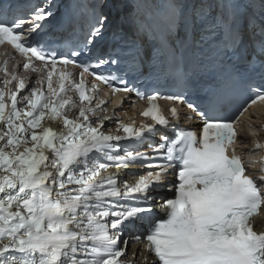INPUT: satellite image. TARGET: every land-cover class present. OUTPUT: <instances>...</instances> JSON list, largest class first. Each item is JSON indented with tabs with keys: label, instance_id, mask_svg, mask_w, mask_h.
<instances>
[{
	"label": "snow or ice",
	"instance_id": "snow-or-ice-1",
	"mask_svg": "<svg viewBox=\"0 0 264 264\" xmlns=\"http://www.w3.org/2000/svg\"><path fill=\"white\" fill-rule=\"evenodd\" d=\"M46 2L27 17L0 12V45L36 74L29 88L30 77L10 71L9 59L0 63V264H136L141 257L142 264H264V230H254L264 217V157L254 175L233 147L241 117L264 106V84L248 85L250 98L233 117H217L219 93L203 105L183 95L145 97L103 70L125 57L142 67L166 64L185 81L238 84L257 69L264 79V0H165L134 23L126 22L128 0H103L99 11L93 7L83 47L59 56L36 40L53 16ZM113 7L125 18L111 33L113 51L78 62L103 39ZM117 80L124 86H114ZM101 85L113 96L146 99L145 121L116 119V132H105L113 116L109 101L98 99ZM161 99L186 104L199 131L171 123ZM168 111L179 120L177 107ZM246 131L258 136L251 124ZM252 145L249 154L264 153V142ZM173 173V197L157 204L155 194ZM157 207L165 218L154 219ZM135 244L142 249L128 256Z\"/></svg>",
	"mask_w": 264,
	"mask_h": 264
},
{
	"label": "bare ground",
	"instance_id": "bare-ground-1",
	"mask_svg": "<svg viewBox=\"0 0 264 264\" xmlns=\"http://www.w3.org/2000/svg\"><path fill=\"white\" fill-rule=\"evenodd\" d=\"M122 109L127 110V106H123ZM117 110H118V111H121V108L117 107ZM126 113H128V115L131 117V118L129 119V123H130L132 120H135L136 123L139 122V114H138V113H136L135 111H132V110H127ZM187 114H188L187 110H185V109H181V114H180L181 117H186ZM168 115H169L170 122H173V119L171 118L169 112H168ZM115 120H116V119L112 120V122H110V123H109V122H105L104 131H106L110 126H112V124H115V122H114ZM194 121H196V120H194ZM55 127H60V125H59L58 122H55ZM163 132H165V129L163 130ZM132 172H133V173H136V172H138V171L136 170V168H133V169H132ZM170 177H171V176H170ZM124 178L127 179V180H129V182H132V181H134L135 176H125ZM158 194H160V193H158ZM142 247H143V246L140 245V244L131 245V249L129 250V254H128V256H131L132 252H134V251H139V250H141ZM146 255H147V254H146ZM149 260H151V257H150V256H149ZM136 264H142V257H141L139 260H137Z\"/></svg>",
	"mask_w": 264,
	"mask_h": 264
}]
</instances>
